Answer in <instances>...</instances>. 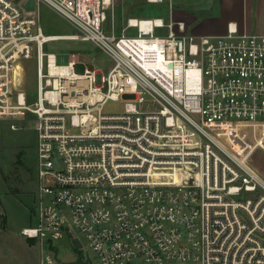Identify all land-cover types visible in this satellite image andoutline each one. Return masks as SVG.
<instances>
[{"label": "built area", "instance_id": "1", "mask_svg": "<svg viewBox=\"0 0 264 264\" xmlns=\"http://www.w3.org/2000/svg\"><path fill=\"white\" fill-rule=\"evenodd\" d=\"M23 2L0 0V119L36 131V217L20 235L39 264H93L57 255L82 238L99 264H264V177L249 161L264 150V34L175 32L160 17L116 30L115 0ZM42 4L77 33L45 34ZM62 40L93 43L110 67L45 51Z\"/></svg>", "mask_w": 264, "mask_h": 264}, {"label": "rangeland", "instance_id": "2", "mask_svg": "<svg viewBox=\"0 0 264 264\" xmlns=\"http://www.w3.org/2000/svg\"><path fill=\"white\" fill-rule=\"evenodd\" d=\"M18 1V0H16ZM190 0H163L148 2L147 0H115L113 21L116 30H121L128 17L162 18L173 22V30L178 29L177 22L171 17L175 3L186 5ZM185 7V6H184ZM248 21L253 30L248 33H264V6L251 4ZM108 23H110V11ZM39 21L45 34H73L77 29L65 18L53 11L47 5L39 6ZM185 26V25H184ZM186 30V28H185ZM167 33L168 29L156 30ZM127 32L134 33L132 29ZM51 52H76L86 63L107 71L110 58L91 42L62 40L51 42L45 47ZM25 69V85L29 91H34L36 84V62L32 59L21 62ZM123 109V100H108L104 105L106 113H117ZM30 122H25L19 129H12L9 122L0 119V264H39V249L34 240L20 235L23 227L35 222L37 178H36V131L29 128ZM32 125V124H30ZM250 164L264 177V150L257 149L249 159ZM4 216L5 222L1 218ZM77 250L71 247L67 239L56 242L57 255L62 259L72 260L77 253L88 254L93 264H99L96 254L87 246Z\"/></svg>", "mask_w": 264, "mask_h": 264}, {"label": "crops", "instance_id": "3", "mask_svg": "<svg viewBox=\"0 0 264 264\" xmlns=\"http://www.w3.org/2000/svg\"><path fill=\"white\" fill-rule=\"evenodd\" d=\"M175 4L177 7L172 8L170 14L172 20L183 22L188 33L221 35L229 24L237 26L240 31L251 32L249 8L251 4L264 6V0H190L188 6Z\"/></svg>", "mask_w": 264, "mask_h": 264}, {"label": "water", "instance_id": "4", "mask_svg": "<svg viewBox=\"0 0 264 264\" xmlns=\"http://www.w3.org/2000/svg\"><path fill=\"white\" fill-rule=\"evenodd\" d=\"M23 7L28 10V11H33L35 10V4H34V0H25V2H23ZM76 245H79L76 242ZM89 262H87L88 264Z\"/></svg>", "mask_w": 264, "mask_h": 264}, {"label": "trees", "instance_id": "5", "mask_svg": "<svg viewBox=\"0 0 264 264\" xmlns=\"http://www.w3.org/2000/svg\"><path fill=\"white\" fill-rule=\"evenodd\" d=\"M1 221H2V223L5 222V218H4V216H2Z\"/></svg>", "mask_w": 264, "mask_h": 264}, {"label": "bare ground", "instance_id": "6", "mask_svg": "<svg viewBox=\"0 0 264 264\" xmlns=\"http://www.w3.org/2000/svg\"><path fill=\"white\" fill-rule=\"evenodd\" d=\"M52 38H58V37H55V36H54V37H52Z\"/></svg>", "mask_w": 264, "mask_h": 264}]
</instances>
